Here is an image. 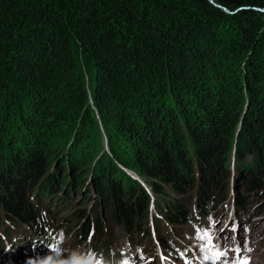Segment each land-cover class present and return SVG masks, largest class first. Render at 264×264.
Here are the masks:
<instances>
[{
	"label": "trees",
	"instance_id": "obj_1",
	"mask_svg": "<svg viewBox=\"0 0 264 264\" xmlns=\"http://www.w3.org/2000/svg\"><path fill=\"white\" fill-rule=\"evenodd\" d=\"M69 163L92 172L66 226L102 264L96 207L182 258L167 237L228 201L264 214V0H0L1 263L53 253Z\"/></svg>",
	"mask_w": 264,
	"mask_h": 264
},
{
	"label": "rangeland",
	"instance_id": "obj_2",
	"mask_svg": "<svg viewBox=\"0 0 264 264\" xmlns=\"http://www.w3.org/2000/svg\"><path fill=\"white\" fill-rule=\"evenodd\" d=\"M78 69L88 87L93 67L89 62V57L80 51H78ZM77 165L81 167L80 162ZM78 167L74 163H69L68 168L71 169L68 172L69 176H66L67 171L65 169L67 168L65 164L63 165L64 176L59 180L65 178L66 183L70 180H77V182L73 184L72 193L61 191L66 203L69 202L68 204L62 205L61 203L60 208L55 204L52 205L54 221H50V229L52 231L57 230L56 237L60 240L55 254L56 261L52 262L47 257H40L38 248H36L28 255L31 260L29 264H38L41 260L49 261L50 264H73L74 261L75 264H102L99 258L88 257L89 241L80 243L75 236V231L70 232L69 227L66 226L67 220L70 219L67 214L71 212L72 205L78 208L83 198L87 199L89 196V192L84 191L82 184L87 181V177L91 174V168L79 170ZM262 181L264 182V180ZM94 193L92 192V194ZM242 194V189L237 190L239 197ZM72 202L76 204H71ZM226 204L225 207L220 206L210 216L202 218L205 233L193 228V226L186 225L182 232L167 237L165 249L173 253L176 251V247H185L187 257L182 264H236L241 258L247 260L249 264H264V214L255 211L258 204L254 200L248 201V206L252 207L246 210L244 214L235 210L232 201H228ZM97 205L99 206V204ZM96 210L100 220L104 222L103 231L108 247L112 254L116 255L115 264H158L152 252L155 251L158 254L159 250L153 249L152 243L145 238L137 237L135 234L127 235L118 226L107 222L103 210L100 212V207H96ZM1 232H3L2 229H0ZM98 238L99 236L95 237V241H98ZM245 247L250 251H245ZM237 248L240 249L239 253L236 251Z\"/></svg>",
	"mask_w": 264,
	"mask_h": 264
},
{
	"label": "snow or ice",
	"instance_id": "obj_3",
	"mask_svg": "<svg viewBox=\"0 0 264 264\" xmlns=\"http://www.w3.org/2000/svg\"><path fill=\"white\" fill-rule=\"evenodd\" d=\"M244 250H245V251H250V249H247L246 247H245ZM236 251L239 253L240 249L237 248ZM236 264H249V262H248L247 260H244V259L241 258V259H239V260L236 262Z\"/></svg>",
	"mask_w": 264,
	"mask_h": 264
},
{
	"label": "clouds",
	"instance_id": "obj_4",
	"mask_svg": "<svg viewBox=\"0 0 264 264\" xmlns=\"http://www.w3.org/2000/svg\"><path fill=\"white\" fill-rule=\"evenodd\" d=\"M38 264H50L49 261H45V260H41L38 262ZM73 264H75V262H73Z\"/></svg>",
	"mask_w": 264,
	"mask_h": 264
}]
</instances>
